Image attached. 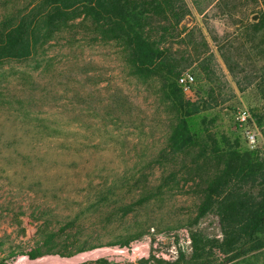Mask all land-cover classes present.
Returning <instances> with one entry per match:
<instances>
[{"label":"rangeland","instance_id":"obj_1","mask_svg":"<svg viewBox=\"0 0 264 264\" xmlns=\"http://www.w3.org/2000/svg\"><path fill=\"white\" fill-rule=\"evenodd\" d=\"M10 1L32 0H0V18ZM184 1L189 11L161 39L175 63L167 79L135 74L123 45L82 26L28 58L0 60V264L20 255L62 264L44 259L94 244L124 251L77 264H264V247L233 256L215 210L196 217L198 183L178 159H160L176 114L198 100L199 141L264 151V24L252 26L261 0ZM184 71L195 99L174 92ZM35 248L54 252L31 258Z\"/></svg>","mask_w":264,"mask_h":264},{"label":"trees","instance_id":"obj_2","mask_svg":"<svg viewBox=\"0 0 264 264\" xmlns=\"http://www.w3.org/2000/svg\"><path fill=\"white\" fill-rule=\"evenodd\" d=\"M10 4L14 10L9 9L0 18V60L28 58L43 50L60 32L82 26L95 39L123 45L135 74L145 76L158 71L166 79L172 74L175 63L167 54V48L161 45V39L171 34H167L168 24L177 26L189 11L184 0H32L20 8H16L14 1ZM257 13V22L252 24L254 29L264 24V0ZM152 26L156 28L153 32L159 35L151 34ZM175 83L174 92H180L176 79ZM213 92L210 89L208 95ZM198 102H187L186 111L176 114L160 159H178L175 162L198 183L201 195L196 217L215 210L222 233L230 237L224 245L234 257L239 256L246 245L247 251L263 248L264 151L244 150L226 138L199 141L190 123L199 114ZM177 173L173 171L171 177L175 178ZM139 235L115 242L129 244ZM51 238L52 235L47 236L43 245ZM96 247L99 245H82L75 252L67 253L35 248L29 256L36 258L54 252L71 257ZM194 257L197 258L195 243Z\"/></svg>","mask_w":264,"mask_h":264},{"label":"built area","instance_id":"obj_3","mask_svg":"<svg viewBox=\"0 0 264 264\" xmlns=\"http://www.w3.org/2000/svg\"><path fill=\"white\" fill-rule=\"evenodd\" d=\"M176 82L178 87L180 88V93L185 95L187 99H195L197 97L196 90L194 89V76L192 73L188 71H184L180 73L176 77ZM249 118V114L245 109L239 110L236 115V120L239 125H246L247 120ZM245 138L249 145L254 146L256 143V136L254 133L246 130L245 131ZM185 231L186 239L188 242H190V237L186 232V229H182ZM27 263L29 261L27 255H20L15 258L14 264H17L18 262ZM12 264V263H7Z\"/></svg>","mask_w":264,"mask_h":264},{"label":"bare ground","instance_id":"obj_4","mask_svg":"<svg viewBox=\"0 0 264 264\" xmlns=\"http://www.w3.org/2000/svg\"><path fill=\"white\" fill-rule=\"evenodd\" d=\"M123 251V249L102 247L85 251L71 257L50 256L47 259H44V261L62 264H77L86 260L97 259L101 257L115 258L122 255Z\"/></svg>","mask_w":264,"mask_h":264}]
</instances>
